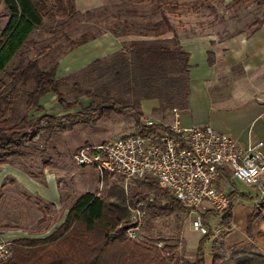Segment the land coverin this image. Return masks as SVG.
<instances>
[{
  "label": "rangeland",
  "instance_id": "rangeland-1",
  "mask_svg": "<svg viewBox=\"0 0 264 264\" xmlns=\"http://www.w3.org/2000/svg\"><path fill=\"white\" fill-rule=\"evenodd\" d=\"M232 1L169 0L172 6L177 7L174 13L166 14L172 26V32L163 34L159 37L160 39L152 36H146V38L138 36V34L150 33L149 24L159 20L158 13L154 10L152 3L133 5L129 2L118 1L110 7L90 8L85 12H77L76 17L69 20L61 19L62 21L49 11L43 17L40 27L29 35L19 53L17 52L11 58L4 70L8 72L19 61L25 59L36 60L38 69L45 70L62 53L74 48L73 44L79 41L82 35L89 38L106 31L113 32V36L127 40L122 42L121 51L67 78L57 79L60 82V93L67 102L76 100L82 108L89 104L88 99L79 95L82 91L94 93L105 91L112 97L121 98L125 103H131L137 98L135 97L136 92L127 91L125 85L137 79L136 75L138 74L135 73L136 66L132 65L134 59L131 53L134 48H140L139 46L135 47L133 43L148 39L147 44L171 48L178 45V39L181 37L189 39L192 36H208L212 41H218L242 32L251 33L252 24L261 18L264 4L258 7L257 0H246L241 4L231 6L230 2ZM51 6L52 3L49 2L47 7ZM2 11L3 6L0 3V32L7 23L5 17H2L4 14ZM163 12H166V8H163ZM122 21L128 23L129 26L123 27ZM124 33L125 36H123ZM118 53H121L123 57H118ZM121 69L128 71L126 77L124 74L121 77L116 75V72ZM229 81L230 78L227 76L221 78L220 86L227 87ZM31 89L32 84H28L26 90L30 91ZM182 94H185L184 88L177 91L173 87H169L167 95L173 99L172 105L175 110L166 108L164 105L161 106L157 102L158 108L152 110L151 119L143 118L142 121L166 123L169 115L172 116L174 112L179 113L183 110L181 109L184 101ZM141 101L143 100H140L139 103ZM23 102L24 94L22 93L18 101L20 117L25 113ZM43 104L47 107L45 100ZM53 105L57 106L55 103ZM46 109L48 114L45 109L42 113L29 111L26 114L27 120L32 121L45 114L56 117L78 112L77 109H71L58 114L60 109H54V107ZM138 111L140 112V110ZM131 122L128 115H106L94 125L78 124L65 133H46L26 150L20 151L18 156L10 159L7 164L18 167L21 172L38 183L43 180V173L54 175L59 201L57 205H51L28 194L19 182L15 184V181L7 176L0 178V239L16 241L47 237L66 216L67 210L74 200L85 193L98 196L106 203H115L122 199L128 209L132 208L129 201L136 195L145 196L156 205L164 204V198L158 190H148L139 181H126L116 176H104L100 180L90 168H80L72 163V154L83 144L98 145L121 138L126 133H134L133 122L132 124ZM118 123L122 126L128 125V128L124 127V135L115 130ZM143 211L144 216L138 230L141 242L154 247L159 244L160 248L163 245L172 246L174 237H170V235L176 231L179 220L166 219L167 216L151 217L144 208ZM128 217L130 221L129 211ZM157 238L164 242H150L151 239ZM232 251L233 249H221L216 253L223 255L224 259H228ZM234 251L251 253L247 247L234 249Z\"/></svg>",
  "mask_w": 264,
  "mask_h": 264
},
{
  "label": "trees",
  "instance_id": "trees-1",
  "mask_svg": "<svg viewBox=\"0 0 264 264\" xmlns=\"http://www.w3.org/2000/svg\"><path fill=\"white\" fill-rule=\"evenodd\" d=\"M119 1L133 5L152 3L158 13L159 20L149 24L150 33L138 34V36L158 37L172 32L166 14L174 13L177 7L172 6L169 0ZM223 1L219 0V2ZM244 1L246 0H233L231 6ZM49 2L52 3L50 8L47 7ZM0 3L3 6L2 17L7 18V23L0 32V166L18 156L20 151L26 150L43 134L65 133L78 124L94 125L106 115H128L133 121L134 130L141 136L162 129L160 125H155L151 129L142 126V114L138 111L139 101L156 100L161 106L173 109L174 101L167 95L169 87L177 91L184 88L181 109L185 108L188 91V55L178 46L171 48L153 46L146 41L133 43L135 47L140 48H134L131 53L134 59L132 65L136 66L135 73L138 74L137 79L125 85L127 91L136 92L137 98L131 103L112 97L105 91L80 92V96L89 100L85 108H82L76 100L67 102L60 93V82L54 79L56 61L47 69L41 70L38 69L36 60L25 59L5 72L4 69L11 58L19 53L29 35L40 27L43 17L49 11L59 19H72L78 14L74 10L73 0H0ZM256 4L261 7L264 0H257ZM163 8H166V12H163ZM121 23L123 27L129 26L125 21ZM263 23L264 7L261 19L255 20L252 24L253 31H257ZM94 38H85L82 35L73 46H80ZM118 54V57H123L121 53ZM98 63L99 61L93 62L88 67ZM122 74L126 77L128 71L121 69L116 72L118 77ZM28 84H32L30 91L26 90ZM22 93L25 113L20 117L18 101ZM46 94L55 97L59 109L63 111L77 109L78 112L56 117L41 115L28 121L26 114L29 111L43 112L38 101ZM139 183H143L148 190H158L165 202L156 205L147 197L136 195L129 201L132 208L140 204L151 217L185 212L179 203L167 192L160 190L153 180H139ZM127 207L122 199L119 202L106 203L98 196L85 193L74 200L63 222L47 237L12 241V257L7 264H203L202 247L206 240L204 236L198 243L194 261L191 263L178 258L173 246L163 245L161 248H156L153 245L128 240L125 236V230L130 225ZM262 212H264V197L260 201L259 209L248 218V232L253 221L263 219ZM224 214L222 221L226 222L228 209ZM150 242L163 243L164 240L157 238L151 239ZM216 251L219 250L216 248L213 251L211 264H264V255L233 250L230 257L224 259L223 255Z\"/></svg>",
  "mask_w": 264,
  "mask_h": 264
},
{
  "label": "crops",
  "instance_id": "crops-1",
  "mask_svg": "<svg viewBox=\"0 0 264 264\" xmlns=\"http://www.w3.org/2000/svg\"><path fill=\"white\" fill-rule=\"evenodd\" d=\"M118 1L73 0V5L76 12H85L90 8L110 7ZM159 37L157 38L160 39ZM126 41L106 31L85 44L65 51L56 60L54 79L67 78L93 62L121 51L122 42ZM177 43L188 55V91L185 108L179 113L175 112L178 125L182 128L208 125L234 141L239 148L262 143L260 152L264 156V23L257 31L252 30L249 34L242 32L218 41H212L208 36H192L189 39L181 37ZM226 76L230 81L227 87L222 88L220 80ZM44 100L49 109L54 107L59 110L58 106L53 105L55 97L46 94L38 101L46 114L48 111L43 104ZM157 108L158 103L155 100H143L139 103L142 119L145 120H150L152 110ZM61 111L63 112L60 109L58 114ZM172 116L169 115L166 123H153L162 124L161 127L170 126L174 121ZM119 124L115 130L124 135V129L128 125ZM6 176L14 180L15 184L19 182L28 194L51 205L58 204L59 195L54 175L45 172L43 180L38 183L18 167L5 164L0 166V178ZM224 183L229 192L227 221H222L224 213L213 212L207 203L202 205L204 211L199 214L206 230V240L202 247L203 264H211L212 253L216 248L220 251L247 247L251 253L264 255V212L261 213L263 219L253 221L248 232V218L259 209L261 201L257 189L237 182ZM168 218L179 220L176 231L170 235L174 237L172 246L175 247L176 256L185 262H193L198 243L203 238V235L192 228L194 215L179 212L167 216L166 219Z\"/></svg>",
  "mask_w": 264,
  "mask_h": 264
},
{
  "label": "built area",
  "instance_id": "built-area-1",
  "mask_svg": "<svg viewBox=\"0 0 264 264\" xmlns=\"http://www.w3.org/2000/svg\"><path fill=\"white\" fill-rule=\"evenodd\" d=\"M176 119L174 112L170 126H162L146 136L135 131L98 145L83 144L71 160L77 167L93 170L100 180L104 176L126 181L153 180L185 213L194 215L192 228L204 236L206 230L199 215L204 211L202 205L207 203L216 213H224L229 207V192L224 182L254 187L260 198L264 197L262 143L239 148L208 125L182 128ZM142 126L151 129L155 125L142 121ZM128 211L131 220L125 236L140 243L138 230L143 207L138 204ZM11 257L12 241L0 239V264H7Z\"/></svg>",
  "mask_w": 264,
  "mask_h": 264
}]
</instances>
